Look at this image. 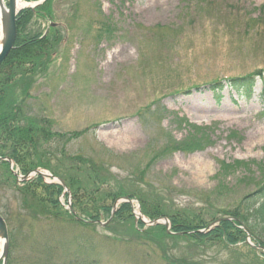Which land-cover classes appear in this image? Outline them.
I'll list each match as a JSON object with an SVG mask.
<instances>
[{
	"label": "rangeland",
	"instance_id": "374dc122",
	"mask_svg": "<svg viewBox=\"0 0 264 264\" xmlns=\"http://www.w3.org/2000/svg\"><path fill=\"white\" fill-rule=\"evenodd\" d=\"M263 5L51 1L54 20L32 30L46 34L56 24L57 50L21 86L31 89L29 111L47 122L50 137L41 136L30 161L65 183L78 178L91 195L117 205L115 213L128 199L122 196L133 197L137 218L132 210L120 219L103 215V224L79 223L63 205L85 215L72 207L71 188L59 198L63 208L25 209L29 195L3 182L0 169V213L12 241L6 264H264L249 230L264 186ZM233 82L253 84L240 91ZM86 199L79 195L81 204ZM143 204L166 213L171 226L197 219L210 229L212 220L239 213L249 220L247 238L235 245L179 238L172 227L169 234L164 224H143L141 212L154 220ZM31 214L39 217L26 220Z\"/></svg>",
	"mask_w": 264,
	"mask_h": 264
},
{
	"label": "trees",
	"instance_id": "16d2710c",
	"mask_svg": "<svg viewBox=\"0 0 264 264\" xmlns=\"http://www.w3.org/2000/svg\"><path fill=\"white\" fill-rule=\"evenodd\" d=\"M30 1L38 2L40 0ZM51 1L52 0H48L35 9L27 8L20 12L17 18L18 37L15 47L0 67V169L5 170L2 174L5 178L3 182H7L8 184L12 182L13 185L10 188L17 189L20 192L23 191L24 194L29 195L31 199L30 205L25 209H33L36 203L41 205H43V203H51L52 208H63L59 199L65 191L63 186L46 184L42 177H37L34 180L24 183L23 188H20V185L15 182L16 179L12 172L9 171V163L4 161L6 158L12 159L15 164L20 167L24 175H27L41 166L48 168L45 164H36L30 161L31 156L36 155L32 149H36L37 151V147L40 146L41 136L46 135L49 137V134L46 133L47 122L37 118V116L34 115V111H29L32 110L28 102L31 89H27V87L21 89V86L25 84L26 80L33 83L34 77L42 72L48 59L54 56L57 50L60 37L59 35H55V33L58 28L52 27L46 34L38 33L37 29L32 30V24L34 22L54 20L55 14L50 7ZM262 8L264 9V5ZM259 21L260 25L264 27V11L261 12ZM250 85L246 84V82H233L232 86H234L233 88L235 90L242 91L243 89L248 90ZM99 180H102V178L96 179L97 182H100ZM105 181L108 180L105 179ZM68 183L66 182L67 187L69 190L71 188L72 194L76 199L74 202L76 205L72 207L76 209L78 205L80 207L79 211L84 212L82 209L85 210V215H79L78 213L77 215H73L70 211H67L66 214L68 213L71 219L77 221L76 218L81 217L90 223L86 221L77 222L91 225L95 224L94 222L102 220L103 215L111 217L113 206L106 202L104 203L101 197L91 195L88 188L82 187L78 178H72ZM37 189H41L40 193ZM84 193H86V195H84ZM79 195L85 199L87 196L85 204L79 202ZM256 196L257 204L253 209L255 217L257 218L255 221L256 225L255 229L249 228V230L256 238L254 239L256 244L264 247V186L256 193ZM122 197L133 199V197L129 195ZM145 205L143 204V211H147ZM131 209L132 207L129 203H124L120 206V210L115 213V217L120 219L124 213H131ZM148 212L152 211L150 210L147 211V213ZM162 212L155 210L148 214L152 218L158 219L166 214H162ZM31 215V217L27 216L26 220L39 214ZM224 218L231 219L222 220L211 229L205 226L203 222H194L197 221V219L192 222L173 220L172 230L174 233H177V235H180L179 238H181V236L190 237L202 244L211 241H221L229 245L244 242L247 238L244 229L248 230L247 223H249V220L244 216H239V213L235 214V212L227 214ZM21 220L23 222L25 219L22 218ZM212 221L213 223L216 222L215 220ZM203 230H208L209 232H202ZM261 238H263V240ZM9 239L11 243L10 235Z\"/></svg>",
	"mask_w": 264,
	"mask_h": 264
},
{
	"label": "water",
	"instance_id": "95a60500",
	"mask_svg": "<svg viewBox=\"0 0 264 264\" xmlns=\"http://www.w3.org/2000/svg\"><path fill=\"white\" fill-rule=\"evenodd\" d=\"M45 1L46 0L42 1L41 3H38L37 5L42 4ZM7 8H8V14L4 18L5 36L2 41V46L0 49V67L3 64V62L7 59V57L10 55L12 50L14 49L15 43L18 37L17 15L20 11V9L18 8V0H9ZM36 173L43 175V173L39 170H37ZM27 179H28V176L24 178V180H27ZM59 181H61V183L65 185L61 179H59ZM115 207H117V205H115ZM115 207H114V211L116 209ZM221 221L222 220L217 221L216 224H218ZM150 224L152 225L164 224L168 228V231L171 226V223L168 219H165L163 223L160 220H155V221L150 222ZM8 238L9 236H8L7 224L5 220L3 219V217L0 215V239L5 242L4 253H2L4 260L7 258V255H8ZM260 249H262V247H260ZM3 258L0 257V261Z\"/></svg>",
	"mask_w": 264,
	"mask_h": 264
},
{
	"label": "bare ground",
	"instance_id": "6f19581e",
	"mask_svg": "<svg viewBox=\"0 0 264 264\" xmlns=\"http://www.w3.org/2000/svg\"><path fill=\"white\" fill-rule=\"evenodd\" d=\"M25 1L26 0H18V7H25L26 6ZM7 14H8V8H7L6 0H0V49L2 46V41L5 36L4 18L6 17ZM107 136L110 138L116 137V133L111 132ZM4 247H5V242L0 239V250L1 248L3 249Z\"/></svg>",
	"mask_w": 264,
	"mask_h": 264
}]
</instances>
